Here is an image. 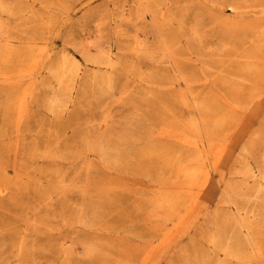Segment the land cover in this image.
I'll return each instance as SVG.
<instances>
[{
	"label": "rangeland",
	"instance_id": "obj_1",
	"mask_svg": "<svg viewBox=\"0 0 264 264\" xmlns=\"http://www.w3.org/2000/svg\"><path fill=\"white\" fill-rule=\"evenodd\" d=\"M3 1L8 12L0 10V41L2 35H7L19 51L30 44L39 51L32 76L0 80V147L14 140L12 135L2 134L5 130L12 132L17 118L6 106L9 103L15 110L21 91L28 86L29 129L20 141L23 139L27 147L38 142L42 153L54 149L59 139L68 141V151L77 156L84 152L85 141L100 137L110 145V158L105 160L96 148L85 159L27 163L29 167L20 177L11 167L2 169L16 178L12 186L22 179L29 188L19 194L27 204L25 209L13 207L8 198L0 199V264L18 263L17 246L23 239L33 250L28 264H67L58 254L67 234L76 241L71 264H181L183 255L191 252L194 244L206 254L214 253L209 241L217 233L214 218L223 211L241 210L243 203L232 206L221 200L230 180L240 179L235 173L248 156L242 147L258 132L263 139L259 154L264 150V74L257 80L256 73L244 71L252 67L264 70L263 60L254 62L245 56L258 51L255 46L264 28V0L155 1L158 4L148 0L150 11L140 19L138 0ZM32 14L38 23L29 22ZM240 25L241 31L232 30ZM136 39L148 44L141 54L135 49ZM164 44L172 53L170 63ZM103 48L112 49L118 61L113 88L105 95L98 87L100 81L90 78L111 73L109 68L90 61ZM62 56L75 57L82 68L72 84V100L68 103L74 111L71 121L67 120L70 111L62 118L46 111L47 99L57 88L55 69L51 68ZM20 60L13 59L15 69ZM178 71L188 74V79L179 77ZM178 90L185 96H180ZM196 94H202L205 99L200 98L208 103L220 104L219 120L231 117L222 128L231 130L229 139H223L230 146L217 170L209 167V180L200 202L172 240L166 234L176 231L187 208L179 207L170 221L163 209L155 208V180L161 173L169 174L166 160L160 154L149 158L141 153L151 149V140L159 153L166 146L189 151L162 134L168 129L163 122L200 118L198 108L183 106V100L193 105L199 98ZM233 118L239 122L234 123ZM170 143L173 145H167ZM123 148L127 152L120 155ZM255 161L261 163V159L253 158V165ZM56 167L70 170V179L75 180L74 187H63L67 194L64 204L67 212L73 213L72 221L54 219L56 214L49 205L59 195L57 192L51 191L52 198L46 201L36 193L39 184L52 185L43 171ZM41 214H48L46 226L38 224L37 215Z\"/></svg>",
	"mask_w": 264,
	"mask_h": 264
},
{
	"label": "bare ground",
	"instance_id": "obj_2",
	"mask_svg": "<svg viewBox=\"0 0 264 264\" xmlns=\"http://www.w3.org/2000/svg\"><path fill=\"white\" fill-rule=\"evenodd\" d=\"M141 4L137 10V19L143 17L145 12L150 11L151 5L148 0H138ZM155 2L157 0H151ZM156 3V2H155ZM158 4V3H156ZM68 8L66 7L65 10ZM1 12H8V7L3 0H0ZM237 10V9H236ZM164 17V16H163ZM30 23H38L35 19L36 15H31ZM2 21V20H1ZM259 22V21H258ZM256 22V23H258ZM224 23V22H223ZM242 26L232 27V30L241 31ZM159 30V29H158ZM3 31V24L0 22V33ZM161 33V29L158 31ZM262 37L259 40V44L255 46L256 52L247 53L245 56L252 58L254 62L259 60L264 61V28H261ZM11 37L2 35L0 41V80L9 81L14 78L29 77L33 74V67L38 60V49L34 44H30L25 47V50L19 51L15 48V44L11 42ZM23 39V38H22ZM26 39V38H24ZM93 42H90L92 44ZM80 47V46H79ZM163 47L167 49V62L170 63L172 59V53L169 50V45L164 44ZM148 44L145 41L136 39V51L141 54L146 51ZM133 50V49H132ZM21 52V53H20ZM153 58L154 52H152ZM14 58L21 59V64L18 68L12 66ZM29 60V61H28ZM90 61L99 67H106L110 69L111 73L107 76L104 74H94L90 76L93 81L99 80L98 87L102 95L108 94L109 90L113 88V73L115 65L118 61L115 60L114 52L112 49H100L99 53L92 56ZM55 69L54 75L57 83V88H53L48 99L46 111L56 118H62L65 113H71L68 103L72 100L73 82L75 78L79 76L81 71V64L75 57L62 56L57 66L51 68ZM245 72H254L258 75L257 80L260 79L261 73L264 74V70L259 72L258 67L247 68ZM17 73V76H11L12 73ZM182 79H188V74L178 71L177 74ZM241 79H246L241 77ZM179 91V90H178ZM180 96H185L184 91L178 92ZM195 94L194 92H192ZM20 102L17 108L14 110L11 105L7 104V111L15 112L17 118L12 132L5 130L2 132L4 136L12 135L14 140L12 144L0 147V177L2 179L0 183V199L8 198L10 204L13 207L25 209L27 204L22 201L19 194L24 191H28L29 186L27 183L21 180L16 181L14 186V177H10L9 173L2 171L6 167L15 169L16 177L24 175V168H28L34 161L40 159H48L54 162H65L70 158L73 160L85 159L90 152L96 151V148L101 150V155L105 160H108V150L110 145H107L106 140L98 137L94 141H85L84 152L86 154H79L75 156L68 151L70 142L64 140H58L56 147L52 150H46L41 152L38 142H33L29 147L25 145V141L19 140V137L29 129L26 125L29 116L27 115L26 100L29 95L28 86L21 91ZM199 98L194 99L193 105H188V102L183 100V106H194L198 108L200 118H192L190 120H178L173 119L170 121H164L163 124H167V130L162 133L165 134L179 143L183 147H187L189 151L183 150L178 146V149L166 146V150L162 153L157 152L155 149V143L151 140L149 151H143L141 154L144 157L153 158L157 155H161L165 161V168L169 174L161 173L156 178L157 191L154 194V206L156 209L163 211L168 216L170 221L175 217L176 210L184 205L187 208V214L180 219V222L176 225L175 232L172 230L166 234L168 239H176L180 227L185 224L186 219L190 218L195 211L197 204L200 202L203 189L209 180V167L217 170L218 166L224 161L230 144L224 142L229 139L230 132L222 131L225 124L229 122L227 120H219V105L216 102H206L200 98L202 94H196ZM9 100L12 96L9 95ZM74 113V111L72 112ZM72 113L68 114L67 120L71 121L74 118ZM202 114H205L204 116ZM104 117V116H103ZM110 117H107L109 119ZM234 123L239 122L237 118H233ZM25 123V124H24ZM233 123V124H234ZM178 125V126H173ZM239 124H237L238 126ZM239 129V128H238ZM236 129V130H238ZM239 131V130H238ZM237 131V133H239ZM227 132V133H226ZM236 131H234V135ZM263 134V133H262ZM226 135V136H225ZM58 136V135H57ZM222 137V139H220ZM223 140V142L221 141ZM262 136L260 133H256L255 137L249 142V144L242 147L243 153L248 154L243 160L242 167L237 170L235 174L240 176L239 180H230L226 188H224L221 194V200L223 203L237 206L238 203L243 202L241 210L228 213L227 211L220 212L214 218V226L217 233L211 235L209 238L210 243L213 245L212 254H206L196 244L193 245L191 252H186L182 259L181 264H264V150L261 155L258 147L262 146ZM231 141V140H230ZM173 145V144H167ZM175 146V144H174ZM252 149V150H251ZM155 151V152H154ZM127 149L123 148L118 153H126ZM142 155L140 156L142 158ZM139 158V157H138ZM253 158H257L261 163L255 161L252 164ZM161 159V158H160ZM252 159V160H250ZM16 160L18 162H16ZM27 163L29 164L27 166ZM91 165V163H90ZM90 168V167H89ZM91 169V168H90ZM141 170L138 169V172ZM136 172L135 174H137ZM46 174L49 181H52L51 186H44L42 183L35 186V191L39 195L41 201H46L52 198L49 194L51 191L57 192L59 195L49 205L50 209H53L56 216L55 220L72 221L73 213H68L64 202L67 200V194L63 190V187H74L75 180H71L70 170H62L58 167L47 169L43 171ZM142 174V172H141ZM164 174V175H163ZM148 177V175L146 176ZM55 184V185H54ZM59 186V187H58ZM185 201V202H184ZM188 201V204H187ZM243 209V210H242ZM39 218V225L46 226V215H37ZM59 216V217H58ZM166 216V217H167ZM34 224H36L33 221ZM179 227V228H178ZM176 234V235H175ZM214 234V233H213ZM71 234H67L60 242V251L58 254L63 257V261L67 264H71V256L76 245V241ZM32 249L29 248L23 239L17 246L16 258L17 264H28L32 257ZM155 253L152 252V256ZM190 258V259H189Z\"/></svg>",
	"mask_w": 264,
	"mask_h": 264
}]
</instances>
